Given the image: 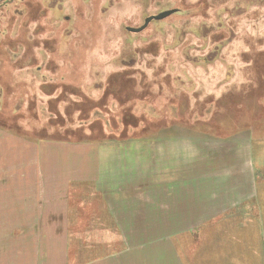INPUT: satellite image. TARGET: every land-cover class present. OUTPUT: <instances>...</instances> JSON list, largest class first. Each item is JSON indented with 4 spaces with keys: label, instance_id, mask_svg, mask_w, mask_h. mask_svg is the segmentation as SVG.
<instances>
[{
    "label": "rangeland",
    "instance_id": "rangeland-1",
    "mask_svg": "<svg viewBox=\"0 0 264 264\" xmlns=\"http://www.w3.org/2000/svg\"><path fill=\"white\" fill-rule=\"evenodd\" d=\"M50 6L28 24L23 5H14L13 32L1 40L0 165L13 158L15 186L28 175L34 180L31 165L45 163L47 143H124L168 132L197 145L188 154L195 161L237 152V163H222L213 183L195 174L182 188L205 203L185 213L198 229L169 237L166 251L125 252L123 263L150 264L151 254L172 253L180 261L174 264H264V0H65L60 12ZM171 10L178 12L141 33L128 31ZM5 132L13 140L3 139ZM92 200L93 226L118 232L122 219L107 205L116 202ZM205 213L209 221L199 218ZM107 238L115 236L98 237L100 246ZM72 242L76 261L85 262L86 244Z\"/></svg>",
    "mask_w": 264,
    "mask_h": 264
},
{
    "label": "crops",
    "instance_id": "crops-1",
    "mask_svg": "<svg viewBox=\"0 0 264 264\" xmlns=\"http://www.w3.org/2000/svg\"><path fill=\"white\" fill-rule=\"evenodd\" d=\"M2 136L7 140L14 138L6 132ZM142 136L131 135V140L124 143H47L43 147L46 150L43 152L45 163L38 160V164L31 165V171L37 173L34 180L30 181L28 175L18 180L16 186L13 158L11 163H2L0 264H120L125 262V252L133 254L147 246L150 250L157 247L165 250L163 245L169 244V237L198 229L191 228L189 221L193 218L185 213L189 214L188 209L195 205L203 210L205 203L185 196L182 188L189 187V177L195 174L201 181L211 180L213 183L219 179L217 174L221 164L233 158L234 166L238 153H225L224 161L219 160L221 152L217 159L208 155L206 160L200 157L195 161L188 154L197 145L182 135L180 138L169 137L166 132ZM28 145L20 143L21 148ZM236 145L231 144L233 148ZM9 153L13 157L14 154ZM22 169L16 171L25 173L30 166ZM81 190L90 193L84 194ZM78 193L81 198L78 205L73 206V195ZM101 195L105 200L117 203L107 205L111 206L115 218L122 219L116 228L121 234L111 231L109 226H93L96 202L92 199ZM218 212L222 217L228 213L224 210ZM83 213L90 217L91 225ZM205 216L199 218L209 221L212 217L209 213ZM103 235L115 236V239L110 241L107 238L100 246L97 238ZM78 240L86 244L83 248L87 255L85 262L78 263L74 256L72 241ZM112 248L115 252L123 250L122 256L108 254ZM104 250H108L105 255H96ZM95 255L101 258L95 259ZM147 261L150 264L180 263L172 253L171 256L151 254Z\"/></svg>",
    "mask_w": 264,
    "mask_h": 264
},
{
    "label": "flooded vegetation",
    "instance_id": "flooded-vegetation-1",
    "mask_svg": "<svg viewBox=\"0 0 264 264\" xmlns=\"http://www.w3.org/2000/svg\"><path fill=\"white\" fill-rule=\"evenodd\" d=\"M64 1L65 0H43V1H39V0H0V41L2 39L4 40L5 36L13 32V27L15 26V23H16V17H14V14H13V12L15 11H12V7L14 5H18V4L21 6L23 5L24 7L23 9L24 11L22 13L23 19L26 23L29 24V23H36L40 19L39 17H43L41 16V13L43 11L45 12L46 10L44 8V5L46 4L52 5L49 8H47V10L49 9L50 11H53V12H60L63 9L62 7H63ZM35 8H37L36 12H35ZM16 11H19V10L16 9ZM65 20H66L65 22L71 24L70 22H72L73 19L70 17H65ZM4 33L6 34L4 35ZM2 41L0 42V46H1ZM11 49H12V45L10 47V50Z\"/></svg>",
    "mask_w": 264,
    "mask_h": 264
},
{
    "label": "water",
    "instance_id": "water-1",
    "mask_svg": "<svg viewBox=\"0 0 264 264\" xmlns=\"http://www.w3.org/2000/svg\"><path fill=\"white\" fill-rule=\"evenodd\" d=\"M177 12H178L177 10H171V11H166V12L160 13L156 16H151L149 18H146L144 25L142 27H140V28H128V31L131 33H137V34L141 33L145 29H147L152 22L163 21V20L167 19L168 17L174 15Z\"/></svg>",
    "mask_w": 264,
    "mask_h": 264
}]
</instances>
